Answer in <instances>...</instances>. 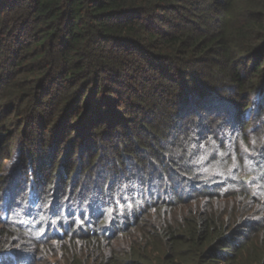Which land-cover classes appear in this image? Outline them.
<instances>
[{"label":"trees","instance_id":"16d2710c","mask_svg":"<svg viewBox=\"0 0 264 264\" xmlns=\"http://www.w3.org/2000/svg\"><path fill=\"white\" fill-rule=\"evenodd\" d=\"M5 206L0 264H264V0H0Z\"/></svg>","mask_w":264,"mask_h":264},{"label":"rangeland","instance_id":"374dc122","mask_svg":"<svg viewBox=\"0 0 264 264\" xmlns=\"http://www.w3.org/2000/svg\"><path fill=\"white\" fill-rule=\"evenodd\" d=\"M131 112H132V111H131ZM131 112H130V114H129L130 117H132ZM137 131H138V129H137ZM248 133H251V130H249ZM66 144H67V141H65V142L62 144V148L60 149L61 152H62V156L60 157V160H59V161H61V159H62V160L64 159V158H63V154L65 153V145H66ZM76 154H77V152L75 153L74 151H71V152L69 153V156H68L69 161L72 160V159H73V156H76ZM56 157H58V155H57ZM64 157H65V156H64ZM74 160H77V156H76V158H75ZM9 162H10V161L6 160V165L11 166L12 163H9ZM55 171H56V170H55ZM33 195H34V194H32V196H33ZM6 205H7V204H6ZM99 206H100L99 203H95V209H96V208L99 209ZM97 211H98V210H97ZM97 211H96V213H97ZM5 212H6V206H5L4 208H2V211H1V213H0V217H1L2 220H5V219H6V214H5ZM260 221H264V216L261 217ZM4 232H5V230H3V228H2L1 225H0V243L6 241L7 238L9 237V236H6ZM10 238H11V237H10ZM11 240H12V242H14V241L16 240V237L13 236V238H12ZM82 243H83V242H82ZM82 243H81V242L76 243V246L84 247V246L82 245ZM66 244H67V245H66ZM66 244H64V246H62L60 242L57 243V244H54L53 241H50V242H47L46 244L44 243L43 246L38 245V246H40V247L42 248L41 251H42V253H43V255H44V257H43L44 259L41 261V263L44 262L45 259H48L49 261L52 260V256H53V254L50 253V254L48 255V253H47V252H48L47 249H48V246H49V247H53L54 250H55V254H54V257H55V258L53 259V261H60V262H61L60 264H65V262H66L65 259L67 258V254H66L65 252H63L61 248H66V249L72 248V247H69V246H70V243H69V244L66 243ZM83 249H84V248H83ZM46 251H47V252H46ZM57 251H59V252L57 253ZM81 259H82V260L84 259V255H83V254H81ZM44 263H45V262H44ZM72 263H74V260L71 262V264H72ZM54 264H57V263L55 262ZM83 264H85V263H83Z\"/></svg>","mask_w":264,"mask_h":264}]
</instances>
